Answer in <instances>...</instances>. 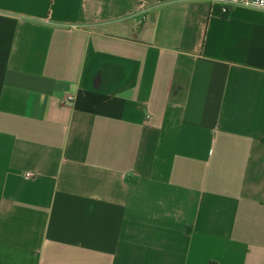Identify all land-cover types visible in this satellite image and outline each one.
Masks as SVG:
<instances>
[{"label":"crops","instance_id":"1","mask_svg":"<svg viewBox=\"0 0 264 264\" xmlns=\"http://www.w3.org/2000/svg\"><path fill=\"white\" fill-rule=\"evenodd\" d=\"M0 264H264V10L0 0Z\"/></svg>","mask_w":264,"mask_h":264},{"label":"built area","instance_id":"2","mask_svg":"<svg viewBox=\"0 0 264 264\" xmlns=\"http://www.w3.org/2000/svg\"><path fill=\"white\" fill-rule=\"evenodd\" d=\"M211 1L220 5V9L223 14H227L229 10L234 6H244V7L264 10V0H211ZM73 99L74 97L72 95H69L66 100L70 102ZM34 175H35L34 172L27 171L24 176L29 179L34 177Z\"/></svg>","mask_w":264,"mask_h":264}]
</instances>
